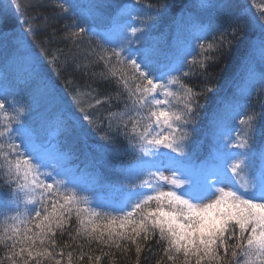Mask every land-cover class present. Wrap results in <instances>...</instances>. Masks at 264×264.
<instances>
[{"label":"snow or ice","instance_id":"snow-or-ice-1","mask_svg":"<svg viewBox=\"0 0 264 264\" xmlns=\"http://www.w3.org/2000/svg\"><path fill=\"white\" fill-rule=\"evenodd\" d=\"M51 2L73 20L60 39L79 59L49 50L55 32L33 47L28 36L47 18L27 16L18 0L6 11L14 6L20 30L0 33V264H115L133 249L135 264L144 252L145 260L159 255L156 264H264V145L255 147L264 127L252 105L264 92V6L251 16L232 0H200L210 18L195 49L180 51L152 39V5L143 0ZM253 30L205 148L194 134L200 98L213 88L186 80L207 76ZM49 68L114 82L117 91L101 95L69 75L66 93ZM123 153L129 158L113 165ZM81 158L83 168L74 163ZM104 167L115 181L103 178Z\"/></svg>","mask_w":264,"mask_h":264},{"label":"trees","instance_id":"trees-1","mask_svg":"<svg viewBox=\"0 0 264 264\" xmlns=\"http://www.w3.org/2000/svg\"><path fill=\"white\" fill-rule=\"evenodd\" d=\"M114 2L120 3L122 0H114ZM199 2L200 0H143V3L152 5V13L155 20L151 34L152 39L158 41L164 48L171 47L173 50L180 51L185 48L190 51L195 49V46L198 43L197 37L201 34L200 24L206 23L211 15L209 11H204L196 7ZM232 2L237 11L248 9L251 16H259L260 13L257 10V6H264V0H232ZM18 3H20L22 10L25 11L27 16H32L39 11L42 16L47 18L46 21H36L37 24L46 25L45 29L39 30L28 36V40L33 47H36L37 50H39V48L42 47L39 42L55 32L56 39L47 45L49 50L62 49L64 54L70 56L75 55L78 59L80 58L75 46L70 41L60 39V37L69 30L66 26H70L73 23V20L68 17L58 16V9L55 8L51 0H44V6L39 8L35 5V0H18ZM7 5H10V0H0V33L6 35L20 30L14 6L9 7L6 11ZM245 18L247 19L248 17L246 16ZM189 20L194 22L200 20V24H198L196 30L190 31L188 39H183L185 36L184 28ZM257 34L258 33L255 30L246 33L245 40L234 45L231 52L217 58L215 62L210 63L207 68V76L197 72L186 80V83L193 86L197 91L202 89L206 84L213 88L212 92L207 93L200 98L204 107L201 109L197 131L194 134V139L203 141L205 148L210 142V130L213 115L220 107L221 100L225 97H230L235 91L233 81L235 78L239 77L240 72L242 71L240 65L247 49L248 39ZM209 39H211V37H209ZM86 47L87 38H85V42L81 48L83 49ZM3 51L5 54L7 53V50L4 47ZM196 51H198V49ZM188 58L191 59L192 57L189 56ZM61 59L63 60V57ZM102 67V65H98L93 71H100L102 70ZM49 72L52 77L56 79L58 86L64 89L66 93L72 91V86H65L64 84V80L68 78L69 75L81 88L86 84H92L94 87H99L101 95L115 93L117 91V86L114 82L100 83L99 81H93L91 75L85 76L81 72L69 73L62 71L59 77L56 76V72L51 68H49ZM21 95L24 96L26 93L22 92ZM262 104H264V92H261L258 97L252 99L254 110L260 114L259 127H264V107H262ZM119 106L120 105L116 104L115 101L113 102L114 108ZM32 119L33 116L25 117L26 122ZM95 139L97 142H100L99 135H96ZM262 145H264V136L258 135L255 138V147L259 150ZM62 147L67 148L68 145H62ZM129 155V153H123L119 158H114L112 164H117L119 159L129 158ZM74 163L79 164L80 167L83 168L87 161L81 158V160H76ZM101 172L105 180H116L114 170L104 167L101 168ZM2 213L3 211L1 209L0 214ZM64 239L66 240L67 236H65ZM150 243L155 250V241L153 240ZM85 250L87 251V249ZM105 251H107V249H105ZM0 252H2V249H0ZM94 255H100V252L96 251ZM146 255H148L147 252L142 253L140 264H156V260L159 259V255H156L145 260L144 257ZM135 258L134 249L129 252L127 256H121L117 253L115 264H135ZM109 260V257H102L100 264H109ZM84 264H87V259H85Z\"/></svg>","mask_w":264,"mask_h":264},{"label":"rangeland","instance_id":"rangeland-1","mask_svg":"<svg viewBox=\"0 0 264 264\" xmlns=\"http://www.w3.org/2000/svg\"><path fill=\"white\" fill-rule=\"evenodd\" d=\"M4 7H5V6H4ZM4 7H3V8H4ZM199 22H200V20H198V22H194V21H192V20H189V21H188L187 25H186L185 28H184V34H185V36L183 37V39H186V38L188 39V36H189V34H190V31H191V30H196L198 24H200ZM15 32H18V31H15ZM13 33H14V32H13ZM13 33L8 34L7 36H8L9 38H11V36L13 35ZM6 54H7V53H6ZM6 54H5L4 51H3V47H0V63L3 62V60H4V56H5ZM255 55H256L257 65L259 66V53H258V51L255 53ZM85 179H87V178H85ZM101 195H103V194L101 193ZM1 209H2V211L4 212L3 207H0V210H1Z\"/></svg>","mask_w":264,"mask_h":264}]
</instances>
